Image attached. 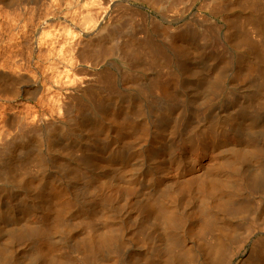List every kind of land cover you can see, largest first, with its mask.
I'll use <instances>...</instances> for the list:
<instances>
[{
    "label": "rangeland",
    "instance_id": "374dc122",
    "mask_svg": "<svg viewBox=\"0 0 264 264\" xmlns=\"http://www.w3.org/2000/svg\"><path fill=\"white\" fill-rule=\"evenodd\" d=\"M72 1L71 10L67 0H0V264H180L185 249V264H255L264 246V88L251 64L264 73V0H222L224 17L210 12L212 0ZM103 26L115 38L98 44ZM219 28L230 43H217ZM195 174L206 183L181 187ZM225 176L232 190L216 200L210 187ZM201 208L219 215L221 245L199 236ZM43 223L53 236L37 243Z\"/></svg>",
    "mask_w": 264,
    "mask_h": 264
},
{
    "label": "bare ground",
    "instance_id": "6f19581e",
    "mask_svg": "<svg viewBox=\"0 0 264 264\" xmlns=\"http://www.w3.org/2000/svg\"><path fill=\"white\" fill-rule=\"evenodd\" d=\"M21 1H22V0H21ZM71 1H72V0H70V2H71ZM75 1H76V0H75ZM81 1H83V0H81ZM116 1H117V0H116ZM51 2H52V1H51ZM67 2L70 3L68 0H67ZM67 2H66V4L62 2V3H63L62 6H63V5H64V6L67 5V4H68ZM72 2H73V1H72ZM78 2L80 3V1H78ZM144 2H146V0H145ZM149 2H151V3H152V2H153V3L156 2V4H157V1H155V0H150ZM173 2H175V1H173ZM173 2H172V3H173ZM47 3H49V1H48ZM73 3H74V2H73ZM146 3H148V1H147ZM19 4H20V3H19ZM70 4H71V3H70ZM70 4H68L67 6H70ZM82 4L84 5L85 3L82 2ZM82 4H81V6L79 5V7H82ZM167 4H168V2H167ZM174 4H175V3H174ZM209 4H210V3H209ZM11 5H12V4H11ZM71 5L73 6V8H71V7H72V6H71L70 9H71V10H72V9H75V8H74L75 6H74L73 4H71ZM76 5H77V4H76ZM15 6H16V5H15ZM15 6H14V7H15ZM20 6H21V5H20ZM49 6H50V5H49ZM62 6H61V7H62ZM168 6H169V5H168ZM176 6H177V5L175 4L174 7H176ZM27 7H28V6H27ZM76 7H77V6H76ZM155 7H156V6H155ZM174 7H172V8H174ZM207 7H209V6H207ZM7 8H8V7H7ZM7 8H6V9H7ZM11 8H12V7H11ZM16 8H17V7H16ZM36 8H37V7H36ZM36 8H35V9H36ZM55 8H56V7H55ZM65 8L67 9L68 12L70 11V9H68V7H65ZM162 8H163V7H162ZM168 8H169V7H168ZM168 8H167V9H168ZM17 9H18V8H17ZM38 9H40V8H38ZM60 9H61V8H60ZM60 9H59V10H60ZM79 9H80V8H79ZM170 9H171V8H170ZM210 9L212 10V11H210V12H212V13L214 12V13H213L214 15H218V16L221 15V16H223V17H224V15H225V6H224V3H223L222 0H212V1H211V6H210L209 10H210ZM2 10H3V9H2ZM8 10H9V9H8ZM51 10H52V9H51ZM51 10H50V11H51ZM168 10H169V9H168ZM171 10H172V9H171ZM5 11H6V10H5ZM18 11H19V10H18ZM61 11H62V13H63V9H62ZM65 11H66V10H65ZM65 11H64V12H65ZM73 11H74V10H73ZM76 11H77V9H76ZM11 12H12V10H11ZM39 12H40V11H39ZM52 12H54V11H52ZM74 12H75V11H74ZM16 13H17V12H16ZM75 13H76V12H75ZM169 13H170V12H169ZM65 14H66V13H65ZM65 14H64V15H65ZM77 14H78V13H77ZM77 14H76V15H77ZM90 14H91V13L88 14V12H87V15H86L87 18L85 19L86 21H88L87 19L94 18L95 16H97L96 14H95V16H94V15L91 16L93 13H92L91 15H90ZM223 14H224V15H223ZM57 15H58V14H57ZM69 15H70V14H69ZM30 16H31V15H30ZM62 16H63V15H62ZM79 16H80V15H79ZM86 16H83L82 18H84V17H86ZM88 16H90V18H89ZM221 16H220V17H221ZM34 17H36V16L34 15ZM172 17H173V16H172ZM215 17H216V16H215ZM220 17H219V18H220ZM36 18H37V17H36ZM64 18H65V16H64ZM66 18H68V17H66ZM66 18H65V19H66ZM254 18H255V17H253V19H254ZM59 19H60V18H59ZM68 19H69V18H68ZM72 19H73V18H72ZM75 19H78V18H74V20H75ZM96 19H97V18L95 17V20L93 19L94 21H92L91 19H90V20H91L92 23H93V22H96ZM257 19H258V18H257ZM61 20H62V19H61ZM66 20H67V19H66ZM69 20H70V19H69ZM74 20H71V21H74ZM80 20H81L80 23L83 21L82 24H83V25H86V27H87V23H90V24H91V21L85 23V22H84L85 20H83V19H80ZM202 20H203V19H202ZM209 20H210V19H209ZM209 20L207 19V21H209ZM44 21H45V20H44ZM67 21H68V20H67ZM71 21H70V23H71ZM205 21H206V20H205ZM207 21H206V22H207ZM211 21H212V20H211ZM255 21H256V19H255ZM11 22H12V21H11ZM206 22H204V23H206ZM70 23H69V24H70ZM77 23H78V27H79V20L77 21ZM209 23H210V22H209ZM217 23H218V22H217ZM256 23H257V21H256ZM73 24H75V21L73 22ZM82 24H80V29H81L82 33H83L85 36H87V34H85V33H86L85 30L82 29L83 27L81 28ZM186 24H187V23H186ZM188 24H189V23H188ZM207 24H208V23H206V25H204V26L206 27V26L209 25V24H208V25H207ZM211 24H212V23H211ZM88 25H89V24H88ZM109 25H110V24H109ZM109 25H108V26H109ZM198 25H199V24H198ZM223 25H224V24H223ZM12 26H14V25H12ZM12 26H11V27H12ZM16 26H17V25H16ZM74 26H76V25H74ZM111 26H112V25H111ZM111 26H110V27H111ZM117 26H118V24L115 25V27H117ZM200 26H203V23H202ZM209 26H210V25H209ZM220 26H222V25H220ZM11 27H10V28H11ZM72 27H73V26H72ZM78 27H77V29H78ZM131 27H132V26H131ZM191 27H192V26H191ZM193 27H194V26H193ZM227 27H228V26H227ZM257 27H259V26H257ZM84 28H85V27H84ZM132 28H133V27H132ZM188 28H189V27H188ZM201 28H202V27H201ZM203 28H204V27H203ZM203 28H202V30H203ZM206 28H207V27H206ZM206 28H204V31H206V30L208 29V28H207V29H206ZM212 28H213V27H212ZM221 28H222V27H221ZM224 28H225V27H224ZM12 29H13V28H12ZM14 29H15V27H14ZM113 29L116 30V29H118V28L115 29V28L113 27ZM258 29H260V27H259ZM222 30H223V29H221V31H220V28H219V30H218V32L220 31V35H221L222 37L224 36L223 38H221V42L218 41L220 38H219L218 40L215 38V39L218 41L217 43H219V44H220V43H221V44H224V41H226V43H227V42H229L228 40H231V39H228V38L231 36V31L229 30V31H230L229 33L227 32L226 34H222ZM260 30H261V29H260ZM79 31H80V30H79ZM110 31H111V30H110ZM175 31H176V30H175ZM177 31H178V30H177ZM200 31H201V29H200ZM207 31H208V30H207ZM226 31H228V29H226ZM263 31H264V29H263ZM14 32H16V31H14ZM68 32H69V31L67 30L66 33H68ZM70 32H71V31H70ZM70 32H69L68 34H71ZM116 32H117V31H116ZM178 32H179V31H178ZM212 32H213V31H212ZM218 32H217V33H218ZM224 32H225V31H224ZM224 32H223V33H224ZM10 33H11V32H10ZM112 33H115V32L111 31V33H110L108 27L103 26V27L99 30V32H98V36H99V39H98V40L100 41V42H98V44L101 43V42H102L103 40H105V39H106V40L114 39L115 37H114V34H112ZM202 33L205 35V32H202ZM214 33H215V31H214ZM15 34H16V33H15ZM174 34H175V33H174ZM176 34H177V32H176ZM261 34L264 35V33H262V32H261ZM178 35H180V32H179ZM181 35H183V34H181ZM185 35H186V34L183 35V38H185ZM189 35H190V34H189ZM201 35H202V34H201ZM210 35H211V34H210ZM70 36H71V35H70ZM175 36H177V35H175ZM217 36L219 37V35H217ZM221 36H220V37H221ZM207 37H209V35H207ZM212 37H214V36H212ZM218 37H217V38H218ZM262 37H263V36H262ZM180 38H182V37H180ZM209 38H211V37H209ZM209 38H208V39H209ZM17 39H20V38H17ZM56 39H57V38H56ZM72 39H73V38H72ZM227 39H228V40H227ZM8 40H9V39H8ZM14 40H15V39H14ZM210 40H211V39H210ZM10 41H11V39H10ZM43 41H44V40H43ZM48 42H49V41H48ZM50 42H51V41H50ZM209 42H210V41H209ZM9 43H10V42H9ZM51 43H52V42H51ZM229 43H230V42H229ZM229 43H228V44H229ZM259 43H260V42H259ZM10 44H11V43H10ZM10 44H9V45H10ZM214 44H215V41H214ZM214 44H213V45H214ZM28 45H29V44H28ZM71 45H72V43H71ZM150 45H151V44H150ZM210 45H211V44H210ZM230 45H231V44H230ZM230 45H229V47L231 48ZM10 46H11V45H10ZM72 46H73V45H72ZM151 46H152V45H151ZM216 46H220V45H217V44H216ZM223 46H224V45H223ZM248 46H249V45H248ZM16 47H17V46H16ZM28 47H30V46H28ZM99 47H100V46H99ZM101 47H102V46H101ZM221 47H222V46H221ZM221 47H220V48H221ZM224 47H225V46H224ZM227 47H228V46H227ZM249 47H250V46H249ZM61 48H62V47H61ZM212 48H214V46H213ZM113 49H114V48H113ZM162 49L164 50V48H162ZM203 49H204V48H203ZM223 49H225V51H227L226 48H223ZM223 49H221V50H223ZM232 49H233V48H232ZM250 49L252 50L253 47H251ZM97 50L100 51L99 48H98ZM97 50H96V51H97ZM101 50H102V49H101ZM111 50H112V49H111ZM228 50H229V49H228ZM238 50H239V49H238ZM99 51L96 52L97 55H98V52H99ZM152 51H154V52L157 54V51H158V50L152 47ZM31 52H32V51H31ZM109 52H110V51H109ZM173 52H174V51H173ZM223 52H224V51H223ZM228 52H229V51H228ZM228 52H227V53H228ZM237 52H239V51H237ZM151 53H152V52H151ZM227 53H225V54L227 55ZM234 53H235L236 55H234L233 58H234L235 62H237V63H238L239 61H241V63H242V61H245L246 58H247L246 55H243V54H245V53H242V52H241V53H242V54H241V53L239 52L241 55H239V54L236 53V52H234ZM99 54H101V51L99 52ZM116 54H117V53H116ZM170 54L173 55V60L175 61V60H176V54H173V53H171V52H170ZM237 54H238V55H237ZM177 55H178V58H177V59L180 60V59H179V58H180V57H179V54H177ZM258 55H259V54H258ZM32 56H33V55H32ZM109 56H110V55H109ZM223 56H224V55H223ZM236 56H237V57H236ZM259 56H260V55H259ZM118 59H119V58H118ZM262 59H263V58H262ZM97 60H98V59H97ZM125 60H126V59H125ZM229 60H230V59H229ZM121 61H122V60H121ZM123 61H124V59H123ZM227 61H228V60H227ZM230 61H231V60H230ZM8 62H9V61H8ZM95 62H96V61H95ZM124 62L127 63L128 60H127V61H124ZM124 62H123V63H124ZM178 62H180V61H178ZM9 63H10V62H9ZM230 63H231V62H230ZM239 63H240V62H239ZM178 64H179V63H178ZM228 64H229V63H228ZM242 64H243V63H242ZM259 64H260V63H259ZM4 65H5V64H4ZM121 65H123V64H121ZM127 65H128V64H127ZM127 65H126V66H127ZM6 66H7V65H6ZM52 66H53V65H52ZM126 66H125L124 70H126ZM178 66H179V65H178ZM180 66H181V65H180ZM4 67H5V66H4ZM12 67H13V66H12ZM260 67H261V66L258 65V64H253V66H252V64H251V68H252V71H251V72L258 71L259 74H261V75L263 76V77H262V76H259L258 81H259L260 84H261L260 87L262 86V88H264V73L261 72L262 69H261ZM227 68H228V67H227ZM11 69H12V68H11ZM13 69H14V68H13ZM15 69H16V68H15ZM229 69H230V66H229ZM235 70H236V69H235ZM4 71H5V70H4ZM127 71H128V70H127ZM246 71H247V72H240V74L243 75L244 77H247L248 75H250V73H249L250 71H249V70H246ZM128 72H129V71H128ZM125 74H128V73H126V71H125ZM220 82L222 83V81H220ZM259 82H258V83H259ZM87 83H88V82H87ZM160 83H161L160 80H158L155 84H156V85H159ZM169 83H170V82H169ZM169 83H166L164 86L168 87ZM162 84H164V82H163ZM216 84H217V83H216ZM221 85H224V84L222 83ZM258 85H259V84H258ZM215 87H216V86H215ZM221 87H222V86H221ZM162 88L164 89L165 87H162ZM159 89H160V88H159ZM163 89H161V91H162ZM166 89H167V88H166ZM219 89L221 90L220 93L224 94L223 97H227V94L230 92V91L228 92V90H227V91H225V93H224V90H222V89H224V88H222V89L219 88ZM104 90H107V91H108V89H106V88H104ZM217 90H218V89H217ZM100 91H102V90H100ZM107 91H106V92H107ZM109 91H110V90H109ZM164 92H165V89H164ZM214 92H215V91H214ZM218 92H219V91H218ZM101 93H102V92H101ZM103 93H104V91H103ZM107 93H108V92H107ZM215 93H217V92H215ZM98 94H99V92H98ZM109 94H111V92H110ZM113 94H114V93H113ZM99 95H100V94H99ZM104 95H105V94H104ZM115 95H116V94H115ZM97 96H98V95H97ZM107 96H109V95H107ZM107 96H103L104 99H105V97H107ZM110 96H111V95H110ZM112 96H113V95H112ZM114 97H115V96H114ZM165 97H166V96H165ZM111 98H112V97H111ZM156 98L158 99V97H156ZM159 98H161V97H159ZM99 99H100V98H99ZM99 99H98V100H99ZM101 99H103V98H101ZM104 99H103V100H104ZM107 99L109 100V97H107ZM157 99H156V100H157ZM163 99H164V97H163ZM163 99H158V100H162V101H164ZM168 100H169V97H167L166 102H168ZM210 100H211V99H210ZM162 101H158V102L163 103ZM172 101H174V100H171V99H170V102H172ZM156 102H157V101H156ZM166 102H165V103H166ZM208 102H209V100H208ZM100 103H101V102H100ZM100 103L98 102V104H100ZM165 103H164V104H165ZM212 103H213V102H212ZM103 104H104V103H103ZM103 104H102V105H103ZM167 104H168V103H167ZM169 104H170V103H169ZM171 104H172V103H171ZM100 105H101V104H100ZM172 105H173V104H172ZM207 105H208V104H207ZM212 105H213V104H212ZM165 106H166V105H165ZM165 106H164V107H165ZM208 106H209V105H208ZM208 106H207V107H208ZM100 107H101V106H100ZM160 107H161V106H160ZM164 107H163V108H164ZM169 107H170V106H169ZM210 107H211V109H213L212 106H210ZM210 107H208V108L210 109ZM165 110H168V108L165 109ZM1 116H2V115H1ZM4 117H5V116H4ZM22 120H23V119H22ZM132 127H134V126L132 125ZM53 128H54V127H53ZM59 129H60V128H59ZM2 130H3V129H2ZM5 130H6V129H5ZM46 130H47V129H46ZM44 132H46V131H44ZM48 134H49V135H46V137H48V136L50 137V132H48ZM2 135H3V134H2ZM40 135H41V134H40ZM40 135H38V136H40ZM43 135H44V134H43ZM40 137H41V136H40ZM44 137H45V136H44ZM18 138H19V137H18ZM47 139H48V138H47ZM0 141H1V140H0ZM48 141H49V140H48ZM255 141H256V140H255ZM2 142H3V141H2ZM134 142H137V140H134ZM134 142H133V143H134ZM255 143H256V142H255ZM257 143H258V142H257ZM0 144H1V143H0ZM259 149H260V148H259ZM257 151H258V149H257L256 145H253V143H252V148H251L250 152H249L247 155L252 157V155L255 154V152H257ZM111 152H112V151H111ZM260 152H261V150H260ZM254 157H256V155H255ZM258 157H259V156H258ZM258 157H257V158H258ZM250 159H252V158H250ZM226 177H227V176H225V177L223 178L224 180L222 179L221 182L218 181V183H217V180H215L216 183H217L218 185L215 184V181H214V184H215L214 186H215V187L212 188L213 190H212L211 187H210V190H211L210 193L212 194L213 198L216 199V200L219 199V197H218L219 194L223 193V191L227 192V190H229V189L232 188V187L230 188L229 186H232L233 183H232L231 181H229ZM124 178H125V177H124ZM203 178H204V177H203ZM203 178H201V177H199V176H196V174H195V175H190V176L186 179V181L183 179V181H185V183H183V185L181 184V185H182L181 187H183L184 189H185V188L188 189V188L190 187V189H191L192 185H195V184H198V183L201 184V182L204 183V182H203ZM121 179H122V178H121ZM218 179H220V178H218ZM205 180H206V178H204V181H205ZM181 181H182V180H181ZM183 181H182V182H183ZM166 182H167V181H166ZM174 182H176V181H174ZM179 182H180V180H179ZM219 182H220V183H219ZM253 182H254V181H253ZM255 182H256V179H255ZM119 183H120V182H119ZM180 183H181V182H180ZM205 183H206V181H205ZM125 184H126V183H125ZM168 184H169V183H168ZM219 184H220V185H219ZM174 185H175V183H174ZM177 185H178V184H177ZM204 185H206V184H204ZM259 185H260V184H259ZM120 186H121V185H120ZM197 186H198V185H197ZM240 186H241V185H240ZM124 187H125V186H124ZM199 187H200V186H199ZM233 187H234V186H233ZM238 187H239V186H238ZM238 187H237V188H238ZM259 187H260V186H259ZM241 188H242V187H241ZM125 189H126V188H125ZM181 189H182V188H181ZM205 189H207V188H205ZM233 189H234V188H233ZM182 190H183V189H182ZM198 190H199V189H198ZM208 190H209V187H208ZM210 190H209V191H210ZM231 190H232V189H231ZM237 190H239V189H236V191H237ZM245 190H246V189H245ZM247 190H248V189H247ZM252 190H254V189L252 188ZM56 191H57V190H56ZM209 191H207V192H209ZM233 191H234V190H233ZM233 191H232V192H233ZM248 191H249V190H248ZM202 192H203V191H202ZM229 192H230V191H229ZM242 192H243V191H242ZM126 193H127V192H126ZM237 193H238V192H237ZM240 193H241V192H240ZM225 194H228V193H224V195H225ZM262 194H263V193H262ZM229 195H232V194H229ZM232 196H233V195H232ZM238 196H239V195H238ZM217 197H218V198H217ZM230 197H231V196H230ZM230 197H229V198H230ZM233 197H234V196H233ZM233 197H232V198H233ZM257 197H258V196H257ZM229 198H228V199H229ZM235 198H236V197H235ZM238 198H239V197H238ZM244 199H245V198H244ZM216 200H215V201H216ZM233 200H234V199H233ZM233 200H232V201H233ZM211 201H213V199H211ZM226 201H227V200H226ZM232 201H231V202H232ZM229 202H230V201H229ZM229 202H228V203H229ZM233 202H234V201H233ZM236 202H239V203L241 202V203H242V201H240V200H236ZM145 203H146V202H145ZM226 203H227V202H226ZM239 203H237V204H239ZM243 203H244V202H243ZM234 204H235V203H233L232 205L234 206ZM237 204H236V205H237ZM198 205H199V204H198ZM227 205H228V204H227ZM232 205H230V206H232ZM245 205H246V204H245ZM245 205H244V206H245ZM248 205H249V204H248ZM162 206H163V205H162ZM164 206H165V205H164ZM192 206H193V204H192ZM230 206H228L229 209H230ZM182 207H184V206H182ZM196 207H197V206H196ZM225 207H226V206H225ZM245 207H246V206H245ZM151 208H153V207H151ZM160 208H162V207L160 206ZM188 208H189V207H188ZM194 208H195V207H194ZM198 208H199V207H198ZM208 208H209V207H208ZM231 208H232V207H231ZM242 208H243V207H242ZM185 209H186V207H185ZM1 210H2V209H1ZM160 210H161V209H160ZM160 210H159V211H160ZM211 210H212V209H211ZM234 210H235V209H234ZM11 211H12V210H11ZM162 211H163V210H162ZM162 211H161V212H162ZM180 211H181V210H180ZM195 211H196V210H195ZM218 211H219V210H218ZM232 211H233V210H232ZM123 212H124V211H123ZM181 212H182V211H181ZM183 212H184V211H183ZM246 212H247V211H246ZM185 213H187V212H185ZM13 214H14V212H13ZM57 214H58V213H57ZM57 214H56V216H57ZM118 214H119V213H118ZM182 214H183V213H182ZM195 214H196V213H195ZM197 214H198L199 216H196V219H194V225H195L197 228H199V230H198V231H199V236H200L201 238H204L205 241H206V239H208L209 241H210V239H212L211 242L215 241V242H214L215 244H217L216 241H218V243L221 245V243H220L221 241H220V240L223 239V238H221V237H225V236H223V234H221V232H220V235H218V234L215 233V232H216V231H215V227H216V225H217V223H218V222H217V219H219V218H217V217H218L219 215L217 216V214H216L217 217H216L215 215H213V214L211 215V213H210L209 211H207L206 209H205V210H204V209L202 210V208H201V211H199ZM214 214H215V213H214ZM256 214H257V213H256ZM59 215H60V214H59ZM187 215H188V214H187ZM259 215H260V214H259ZM56 216H55V217H56ZM62 216H63V215H62ZM62 216H57L56 218H54V221H57V222H56L57 224L54 223L55 225H57V227H58V222L61 221V223H62V221H64V218H63V220H62ZM179 216H180V215H179ZM251 216H252V215H251ZM10 217H11V216H10ZM149 217H150V216H149ZM182 217H183V216H182ZM215 217H216L217 219H215ZM220 217H221V216H220ZM258 217H259V216H258ZM14 218H15V217H14ZM164 218L167 219L168 217H164ZM169 218H170V217H169ZM12 219H13V217H12ZM104 219H105V218H104ZM150 219H151V218H150ZM154 219H155V218H154ZM154 219H153V220H154ZM166 219H165V220H166ZM168 220H169V222L171 223L172 220H171V219H168ZM170 220H171V221H170ZM220 220H221V219H220ZM222 220H223V218H222ZM9 221H10V220H9ZM106 221H107V220H106ZM114 221H115V220H114ZM253 221H254V220H253ZM261 221H262V219H261ZM1 222H2V221H1ZM108 222H110V221L108 220ZM108 222H107V223L105 222V223L108 225V224H109ZM164 222H165V221H164ZM166 222H167V221H166ZM166 222L163 223V224H166ZM239 222H240V221H239ZM151 223H153V222L151 221ZM154 223H155V222H154ZM242 223H243V222H242ZM242 223H241V224H242ZM251 223H252V222H251ZM253 223H254V222H253ZM263 223H264V222H263ZM30 224H31V225L33 224V225L35 226V224H34L33 222L30 223ZM41 224H42V223H41ZM43 224H45V223H43ZM59 224H60V223H59ZM62 224H63V223H62ZM156 224H157V223H156ZM221 224H222V223H221ZM1 225H2V224H1ZM33 225H32V226H33ZM38 225H39V224H38ZM38 225H36V227H37ZM110 225H111V224H110ZM110 225H109V227H110L109 230H108V229H107V230H108V231H111L110 234H112V235L110 236L109 233H108V234H109L108 236L106 235L107 237L110 236L109 239H110L111 237H113V234H114V232H115L114 230H113L114 232L112 231V227H113V226L111 227ZM161 225H162V223H161ZM246 225H247V224H246ZM34 226H33V227H34ZM39 226L41 227V225H39ZM59 226H60V225H59ZM153 226H154V225H153ZM167 226H168V225H167ZM218 226H219V225H218ZM221 226H222V225H221ZM258 226H260V225H258ZM36 227H35V229H36ZM89 227H90V226H89ZM165 227H166V226H165ZM30 228H31V227H30ZM38 228H39V227H38ZM38 228H37V229H38ZM92 228H93V229H92ZM113 228H114V227H113ZM245 228H246V227H245ZM35 229H33V231H34ZM52 229H53V228H50L49 225L46 226V224H45V227L43 226V228L41 227V228H39L38 230H36L35 232H33V233H35V234L30 233V234H32V235L34 236V240H33V238H32L33 236H30V235H29V236L31 237V239H32L33 241H35V242H37V243H41V242H44V241L47 242V241H46V240H48L47 238L53 236V235H52L53 233L50 234L51 232H53V231H51ZM56 229H57V228H56ZM88 229H89V230H88L89 233H88V239H87V240L89 241L90 238H91V237L89 238V236H91L90 234H92V233H91L92 230H95V227L92 225V227H90V228H88ZM116 229H117V227H116ZM154 229H155V228H154ZM220 229H221V228H220ZM57 230H58V229H57ZM105 230H106V229H105ZM155 230H156V229H155ZM167 230H168V229H167ZM179 230H180V229H179ZM196 230H197V229H196ZM217 230H218V229H217ZM247 230H248V229H247ZM15 231H16V230H15ZM28 231H31V229H30V230L28 229ZM108 231H106V232H108ZM168 231H169V230H168ZM214 231H215V232H214ZM232 232H234V231H232ZM20 233H21V232H20ZM222 233H223V232H222ZM49 234H50V236H49ZM102 234H103V232H102ZM160 234H162V233H160ZM160 234H159V235H160ZM163 234H164V233H163ZM170 234H171V233H170ZM170 234H169V236H170ZM92 235H93V234H92ZM114 235H116V234H114ZM188 235H189V234H188ZM224 235H225V233H224ZM229 235H230V234H229ZM232 235H233V233H232ZM239 235H240V234H239ZM14 236L16 237V235H14ZM14 236H13V237H14ZM48 236H49V237H48ZM103 236H104V235H103ZM160 236H161V235H160ZM234 236H235V234H234ZM234 236H233V237H234ZM244 236H245V235H244ZM13 237H12V238H13ZM18 237H19V236H18ZM183 237H185V236H183ZM237 237H238V236H237ZM12 238H11V240H12ZM20 238H22V237H20ZM113 238H114V237H113ZM189 238H190V237H189ZM201 238H200V239H201ZM220 238H221V239H220ZM231 238H232V237H231ZM44 239H46V240H44ZM103 239H104V237H103ZM15 240H16V239H15ZM20 240H21V239H20ZM182 240H183V239H182ZM208 240H207V241H208ZM229 240H230V239H229ZM232 240H233V239H232ZM234 240H235V239H234ZM234 240H233V241H234ZM12 241H13V240H12ZM91 241H92V240H91ZM91 241H90V242H91ZM105 241L109 243V240H108V241L105 240ZM163 241H164V240H163ZM202 241H203V239H202ZM219 241H220V242H219ZM22 242H23V241H22ZM50 242H52V241L50 240ZM181 242H182V241H181ZM184 242H185V241H184ZM211 242H210V243H211ZM224 242H225V241H224ZM234 242H235V241H234ZM165 243H166V242H165ZM205 243H206V242H205ZM214 243H212V244L214 245ZM222 243H223V242H222ZM232 243H233V242H232ZM43 244H44V243H43ZM47 244H48V243H47ZM52 244H53V243H52ZM84 244H85V243H84ZM87 244H88V242H87ZM89 244H90V243H89ZM106 244H107V243H106ZM106 244H105V242L103 241V245L106 246ZM113 244H114V242H113ZM206 244H207V243H206ZM41 245H42V244H41ZM41 245H39V246H41ZM44 245H45V244H44ZM49 245H50V244H49ZM107 245H108V244H107ZM179 245H180V244H178V247H181V249H182L183 246H185L184 244H183V246H181V245L179 246ZM208 245H210V246L212 247V250L214 249V247H213L211 244H208ZM220 245H219V246H220ZM232 245H233V244H232ZM234 245H235V244H234ZM50 246H51V245H50ZM111 246H112V245H111ZM111 246H110V247H111ZM214 246H215V245H214ZM223 246H224V245H223ZM46 247H47V245H46ZM86 247H87V246H86ZM108 247H109V246H108ZM224 247H226V246H224ZM224 247H222V248H224ZM49 248H50V247H49ZM194 248H195V247H194ZM194 248H193V249H194ZM216 248H218V245H216V247H215L214 250L217 251V252H219L220 247H219L218 249H216ZM228 248H229V247H228ZM41 249H42V247H41ZM47 249H48V248H47ZM183 249H185V248H183ZM42 250H43V249H42ZM185 250H186V249H185ZM185 250H180L181 253L179 252L180 255H178V258H177V259L179 260V263H180V264H185V263H186L185 261H186V259L188 258V257H187V256H188V255H187V252H184ZM221 250H222V249H221ZM221 250H220V251H221ZM225 250H226V252L228 251L227 248H226ZM44 251H45V253H48V252H49V251L46 252L45 249H44ZM170 251H171V250H170ZM192 251H193V250H192ZM215 251H214V252H215ZM177 252H178V251H177ZM40 253H41V252H40ZM42 253H43V251H42ZM42 253H41V254H42ZM45 253L42 254V256L45 255ZM221 253H222V251H221ZM222 254H223V253H222ZM230 254H231V253H230ZM253 254H254V262H255V264H264V246H263V244H262V245H259V246L257 245V246H256V251H255V253H253ZM215 255L217 256L218 254L215 253ZM45 256H46V255H45ZM45 256H43V257H45ZM176 256H177V255H176ZM218 256H220V255H218ZM229 256H230V255H229ZM43 257H42V258H43ZM48 257H49V256H48ZM222 258H223V257H222ZM226 258H227V257H226ZM226 258H224L225 260H223V261H226ZM49 259H50V258H49ZM172 259H173V258H172ZM227 259H228V258H227ZM44 260H45V259H44ZM81 260H82V259H81ZM79 261H80V260H79ZM82 261H83V260H82ZM174 261H175V260H174ZM223 261H222V262H223ZM45 262H46V261H45ZM77 262H78V261H77ZM229 262H230V261H229ZM43 263H44V262H43ZM47 263H49L48 260H47ZM47 263H46V264H47ZM60 263L62 264V262H60ZM176 263H177V262H176ZM50 264H55V262H52V261H51ZM56 264H57V262H56ZM76 264H78V263H76ZM79 264H80V263H79ZM81 264H82V263H81ZM83 264H92V261L89 260V259H84ZM177 264H178V263H177ZM224 264H225V263H224ZM226 264H228V263H226Z\"/></svg>",
    "mask_w": 264,
    "mask_h": 264
}]
</instances>
